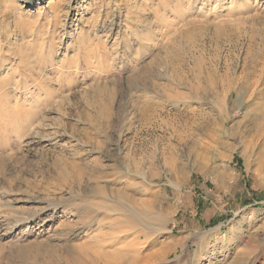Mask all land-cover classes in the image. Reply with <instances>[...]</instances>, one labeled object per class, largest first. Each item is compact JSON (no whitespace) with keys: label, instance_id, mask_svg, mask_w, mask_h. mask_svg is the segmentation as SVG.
<instances>
[{"label":"rangeland","instance_id":"374dc122","mask_svg":"<svg viewBox=\"0 0 264 264\" xmlns=\"http://www.w3.org/2000/svg\"><path fill=\"white\" fill-rule=\"evenodd\" d=\"M0 23V264H115L117 237L139 236L127 224L73 236L68 204L49 226L16 227L78 179L165 216L153 227L168 234L139 236L147 264H208L214 247L213 264H264L262 158L235 131L204 134L226 97L240 126L250 103L235 109V91H264V0H0Z\"/></svg>","mask_w":264,"mask_h":264},{"label":"bare ground","instance_id":"6f19581e","mask_svg":"<svg viewBox=\"0 0 264 264\" xmlns=\"http://www.w3.org/2000/svg\"><path fill=\"white\" fill-rule=\"evenodd\" d=\"M20 1L23 2L24 4L28 5V7L35 8L39 4V2L41 0H20ZM134 11H136V10H134ZM129 12H131V10ZM136 12H138V11H136ZM131 14H133V13L131 12ZM138 18H139V16L137 17V19ZM169 64H171V63L169 62ZM170 67H171V65H170ZM149 71H151V69H145V70H142L140 72H142V74H143V72L149 73ZM150 73H152V71ZM144 75H145V73H144ZM141 76H143V75H141ZM149 76H146V77H148V78L152 77V76H150V77ZM173 78H174V76H173ZM143 79L145 81L144 77H143ZM131 80H132V78H131ZM136 80H137V78H136ZM181 80H182V78L173 79V81L176 82V83H181L180 82ZM138 84L136 83L135 85H138ZM120 85L121 84L119 82V86ZM140 86H142V85H140ZM115 88L118 89V87H115ZM149 90H150V88H149ZM204 91H205V89H204ZM235 92L237 94V100L235 101L234 106H233L235 109H240V108L244 107V98L245 97H248L247 98V102L250 103L248 108H247V109L250 110V114H248V116L246 115V121H244V124L239 126V123L236 124V125L234 123L233 125H229L230 127H228L227 122L230 120L232 114L230 112H228V107H229L228 100H227L228 97H226L220 103L221 104L220 106H222V107L219 110L217 121H216V119L213 122H209L208 121L207 122L208 125L205 123V125H207L206 126L207 128L205 129L204 134L209 136V137H212V138L213 137L224 138V137L230 135V133L235 131L239 135L240 144L243 146L242 148L244 149L243 151L246 152V150L250 149L251 152H253V153L255 152L259 157L262 158L261 166H262V169L264 170V91L259 90L258 87H257V82L253 81V83L251 84V87H249L248 89L236 90ZM222 97H223V95H222ZM170 98L172 100H174V105L177 104V101L180 102V101L184 100L183 99V93L182 94H177L175 96L172 95ZM251 101L253 102V104H251L252 103ZM149 105H150V103H149ZM60 110L62 111V107L59 108V111ZM202 127H204V126H202ZM40 132L41 131H37L36 134H38L37 136H39L40 140L42 141L43 140V134L41 135ZM237 138L238 137H236V139ZM171 148H172L171 150H173L174 154H176L177 153V147L174 145ZM176 155H178V154H176ZM180 169H182V168H180ZM80 182L81 181L78 179V183L77 184L79 185V187H78V189H76V191L71 190L72 189L71 188L70 189L71 191L67 192L65 197H63L62 199H59L60 201L59 200L58 201H50L48 199L47 200H41V201L35 200V205L36 206H35V208L33 210L29 211L28 213H25V212H23L22 214L19 213V215L17 217L15 216L16 217L15 221L17 223L16 227L21 228V227L25 226L27 228V226H28V228H29V226H31V224L33 225V224H39V223H42V227L43 228L46 227V226H49V224L53 223V216H54L53 214L55 213V211H59L60 209H62L64 213L68 214L67 205L69 204V205L72 206L71 210H69V214H72V218H76L77 220L74 222V224L73 223H67V224L63 223L61 225H62V227L63 226H67L69 229H71L72 230L71 234L73 236H76V237H80V236L86 235L88 233H91L92 231H96L97 234H94L91 237L88 236L89 237L88 239L90 241H92V240L93 241L94 240L104 241L107 236L109 237L108 234H107L106 237L104 236L106 234V232H107V229L111 230V232H114V230H116L115 232H117L119 234L120 233L121 234H125L126 231H123V229L120 228L121 225H123V224H125V225L127 224L130 227H132L133 229H136V233H137V234L135 233L136 236H138V235L140 236V234H143L144 235L143 237L146 239V240L143 239L144 241H147V239L150 236H152V235L155 236V234L157 235L158 233H160L161 235L168 234V232L163 230V229H154V227H153L155 225V222H158V224L162 223L163 220H165L164 219L165 216L161 215L160 217H157V216L155 217L154 215H151L152 213H148L150 215L144 213L145 216L142 217V215L140 214L141 212L143 213L144 211H142V210H144L146 208L147 209L145 210V212L148 209H149L148 211H150L151 207L148 208L146 206V208L144 207V209L142 207V209L140 208L141 209L140 210V209L137 208V204L138 203L135 200L130 199L128 196H123L122 195V197H124L123 200L125 199L126 201H123L121 199H119V200L112 199V197L109 198V197L106 196L107 192L105 193L104 187H102V186H100V189L98 188V186L95 187V188H98L99 191H98V194H95L96 192L93 194L92 192L88 191L89 189L88 190L86 189L87 187L86 188H85V186L83 187V185H81ZM114 195L118 196L120 194L116 193ZM66 198H68V199H66ZM63 199H65L66 201H62ZM28 202H29L28 199L27 200L24 199V200H18L16 202V204H24V203L27 204ZM108 204H110V205L108 206ZM111 204H113L115 206L116 210L115 209L113 210V208H111V206H112ZM140 206H138V207H140ZM143 206H145V205L143 204ZM13 209H15V208H13ZM41 216H43V218H42L43 222L36 221V220L41 219ZM27 217H34V218H30L29 219ZM168 220H169V218H168ZM105 224H106V226H105ZM163 224H164V222L161 225H163ZM76 227H79L77 232L75 230ZM95 228H96V230H94ZM29 229H31V228H29ZM64 229H66V228H64ZM120 229L122 230L121 232H120ZM57 230H61V229H57ZM103 232H105L103 235H99V233L102 234ZM108 232H110V231H108ZM111 232L109 234H111ZM127 232H129V231H127ZM130 233L132 234L131 231H130ZM113 235H114V239H115V236H116L115 233H113L112 236ZM102 236H104L105 239H103ZM139 236H138V238L135 237L134 240L130 244H129V242H126V240L128 239V235L127 234H125L124 236H121V237L120 236H118V237L116 236L117 237V242L116 241L115 242L121 244L122 249L119 250V252L115 251L116 254L114 255V258H113V260H116L115 264H147L146 262H143L141 257H139L140 253L138 255V252H139L138 249H139L140 241H141ZM154 236H152V237H154ZM110 237H109V240L112 239V237L111 238ZM112 242H113V240H112ZM96 243H98V241ZM96 243H95V245L99 244V243L98 244H96ZM143 244H144V242H143ZM215 249L216 248L214 247V250H211L210 254L208 252L209 251L208 249H203V248L201 249V254L204 255L205 258L207 257L206 260L208 261V264H213L215 261L218 260L215 257V256H217L216 255L217 252H216ZM163 250L161 249V251H160L161 253L160 254L164 253ZM247 252H249V251H247ZM109 257L111 258V256H109ZM156 257H159V254L154 253L152 258L150 259V261H153ZM106 258H108V256ZM229 264H231V263H229Z\"/></svg>","mask_w":264,"mask_h":264}]
</instances>
